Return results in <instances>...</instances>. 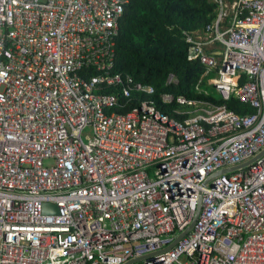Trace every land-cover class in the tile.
<instances>
[{
	"label": "built area",
	"instance_id": "1",
	"mask_svg": "<svg viewBox=\"0 0 264 264\" xmlns=\"http://www.w3.org/2000/svg\"><path fill=\"white\" fill-rule=\"evenodd\" d=\"M209 1L183 35L225 104L172 118L113 74L131 0H0V264H264V156L209 182L264 151V0Z\"/></svg>",
	"mask_w": 264,
	"mask_h": 264
},
{
	"label": "trees",
	"instance_id": "2",
	"mask_svg": "<svg viewBox=\"0 0 264 264\" xmlns=\"http://www.w3.org/2000/svg\"><path fill=\"white\" fill-rule=\"evenodd\" d=\"M216 10L209 0H131L116 39L113 74L154 87L160 110L172 118L178 107L161 104L164 95L224 105L218 94L215 98L203 93L206 67L188 60L189 46L183 35L204 29L216 18ZM170 76L176 83H168ZM227 105L238 113L252 112L237 99Z\"/></svg>",
	"mask_w": 264,
	"mask_h": 264
},
{
	"label": "water",
	"instance_id": "3",
	"mask_svg": "<svg viewBox=\"0 0 264 264\" xmlns=\"http://www.w3.org/2000/svg\"><path fill=\"white\" fill-rule=\"evenodd\" d=\"M264 156V151L258 156V157H256L255 158V160H253V161H251V162H249V163H247V164H245V165H243V166H241V167H238V166H236V167H233V168H231V169H226V170H224V171H222V172H219V173H217V174H215V175H213L211 178H210V180H209V182L210 181H212L213 179H214V177H216L217 175H221V174H224V173H227V172H230V171H234V170H238V169H241V168H248V167H250L251 165H253V164H255L258 160H260V158H262ZM56 208H54V210H53V208L50 206V205H46L45 207H44V213L46 214V213H48L50 210H52V212H56V210H55ZM197 219H198V215H197V218H196V220L194 221V223L188 228V230L178 239V241L180 240V239H182L183 237H185L193 228H194V226L196 225V222H197ZM177 241V242H178Z\"/></svg>",
	"mask_w": 264,
	"mask_h": 264
},
{
	"label": "rangeland",
	"instance_id": "4",
	"mask_svg": "<svg viewBox=\"0 0 264 264\" xmlns=\"http://www.w3.org/2000/svg\"><path fill=\"white\" fill-rule=\"evenodd\" d=\"M215 72L217 71H212L211 75L205 79L206 80V94L207 96H211V97L213 96L215 98H218L215 85H214V82L218 79V74L216 75ZM168 81L170 83H175L174 79H170V77Z\"/></svg>",
	"mask_w": 264,
	"mask_h": 264
},
{
	"label": "crops",
	"instance_id": "5",
	"mask_svg": "<svg viewBox=\"0 0 264 264\" xmlns=\"http://www.w3.org/2000/svg\"><path fill=\"white\" fill-rule=\"evenodd\" d=\"M207 74V71H206V73H205V75H204V78L206 79V78H208L211 74H208V75H206ZM205 79H202L203 80V82H205L206 83V80ZM203 92V91H202ZM205 95H207L206 94V91H204L203 92ZM195 102H200L199 100L197 101V100H195ZM172 106V105H171ZM178 107V106H177ZM178 109H179V107H178ZM178 109H174L173 110V112H172V115H173V118H176V115L174 114V111L175 110H178ZM180 110H184L182 107H180Z\"/></svg>",
	"mask_w": 264,
	"mask_h": 264
},
{
	"label": "clouds",
	"instance_id": "6",
	"mask_svg": "<svg viewBox=\"0 0 264 264\" xmlns=\"http://www.w3.org/2000/svg\"><path fill=\"white\" fill-rule=\"evenodd\" d=\"M192 62V61H191Z\"/></svg>",
	"mask_w": 264,
	"mask_h": 264
}]
</instances>
